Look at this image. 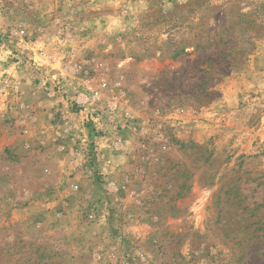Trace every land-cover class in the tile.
I'll return each mask as SVG.
<instances>
[{"label": "rangeland", "instance_id": "obj_1", "mask_svg": "<svg viewBox=\"0 0 264 264\" xmlns=\"http://www.w3.org/2000/svg\"><path fill=\"white\" fill-rule=\"evenodd\" d=\"M0 264H264V0H0Z\"/></svg>", "mask_w": 264, "mask_h": 264}]
</instances>
